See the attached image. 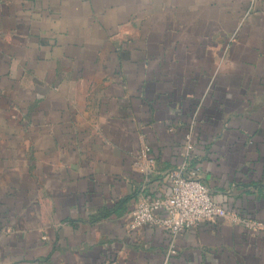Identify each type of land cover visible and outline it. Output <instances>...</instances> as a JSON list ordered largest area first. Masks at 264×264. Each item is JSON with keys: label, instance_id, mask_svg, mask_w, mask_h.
I'll return each mask as SVG.
<instances>
[{"label": "crops", "instance_id": "obj_1", "mask_svg": "<svg viewBox=\"0 0 264 264\" xmlns=\"http://www.w3.org/2000/svg\"><path fill=\"white\" fill-rule=\"evenodd\" d=\"M193 121L229 215L167 257L130 213ZM0 264H264V0H0Z\"/></svg>", "mask_w": 264, "mask_h": 264}, {"label": "built area", "instance_id": "obj_2", "mask_svg": "<svg viewBox=\"0 0 264 264\" xmlns=\"http://www.w3.org/2000/svg\"><path fill=\"white\" fill-rule=\"evenodd\" d=\"M193 124L194 121L184 137L181 162L169 172L170 194L166 197H154L149 193H142L130 213L131 229L149 226L160 228L170 236L167 257L176 254V238L182 232L201 223H214L229 215L226 209L212 201L210 190L202 182L200 171L192 164ZM154 165L150 149L144 146L136 158L137 171L151 176ZM256 225L257 228H263L261 224Z\"/></svg>", "mask_w": 264, "mask_h": 264}]
</instances>
